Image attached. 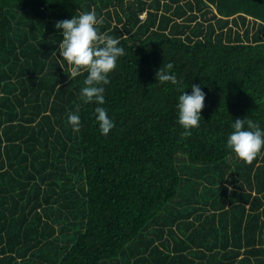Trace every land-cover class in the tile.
Instances as JSON below:
<instances>
[{"label": "trees", "instance_id": "1", "mask_svg": "<svg viewBox=\"0 0 264 264\" xmlns=\"http://www.w3.org/2000/svg\"><path fill=\"white\" fill-rule=\"evenodd\" d=\"M86 11L125 50L107 135L54 27ZM168 63L205 93L190 135ZM245 118L264 128V0H0V264H264V150L226 146Z\"/></svg>", "mask_w": 264, "mask_h": 264}, {"label": "clouds", "instance_id": "2", "mask_svg": "<svg viewBox=\"0 0 264 264\" xmlns=\"http://www.w3.org/2000/svg\"><path fill=\"white\" fill-rule=\"evenodd\" d=\"M100 20L94 11L82 12L71 19L57 21L54 27L60 30L62 41L59 53L63 60L72 65L69 79L87 73L80 96L89 103L97 105L94 109L95 120L101 135H107L114 127V121L103 107L105 103L104 85L108 84V75L117 64L118 58L125 54L118 39L107 33H101ZM168 63L156 73V80L162 84L171 83L180 90L176 103L177 123L185 135L198 128L201 110L204 107L205 93L199 85L191 84V93L182 88L180 81ZM73 132L80 130L81 118L75 112L67 116ZM232 131L227 136L226 146L246 163H251L264 150V128L250 119H236L231 124Z\"/></svg>", "mask_w": 264, "mask_h": 264}]
</instances>
